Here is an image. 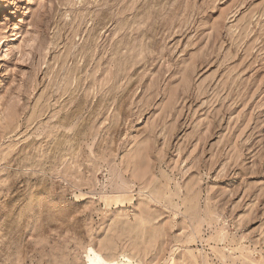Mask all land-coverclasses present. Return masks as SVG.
I'll return each instance as SVG.
<instances>
[{
    "label": "rangeland",
    "instance_id": "obj_1",
    "mask_svg": "<svg viewBox=\"0 0 264 264\" xmlns=\"http://www.w3.org/2000/svg\"><path fill=\"white\" fill-rule=\"evenodd\" d=\"M15 1L0 264H264V0Z\"/></svg>",
    "mask_w": 264,
    "mask_h": 264
},
{
    "label": "bare ground",
    "instance_id": "obj_2",
    "mask_svg": "<svg viewBox=\"0 0 264 264\" xmlns=\"http://www.w3.org/2000/svg\"><path fill=\"white\" fill-rule=\"evenodd\" d=\"M14 2H16V1L15 0H3L0 2V18L4 15V11H2V10H6V9L10 8ZM14 6H16V5L14 4ZM13 8H15V7H13ZM28 10H29V6H26L25 8L20 9V11H22V14H26L28 12ZM17 26H18L17 22H13V24L11 26L12 32H14L16 30ZM90 264H98V263L94 259H91ZM107 264H117V263L116 262H108Z\"/></svg>",
    "mask_w": 264,
    "mask_h": 264
}]
</instances>
